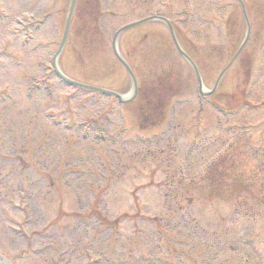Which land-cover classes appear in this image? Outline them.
<instances>
[{
    "label": "rangeland",
    "instance_id": "1",
    "mask_svg": "<svg viewBox=\"0 0 264 264\" xmlns=\"http://www.w3.org/2000/svg\"><path fill=\"white\" fill-rule=\"evenodd\" d=\"M97 1L98 34L69 23L57 58L64 74L130 95L113 35L159 15L196 63L203 91H216L201 94L165 22L124 30L117 49L138 84L166 73L179 89L160 126L139 130L134 99L120 103L57 77L52 59L71 0L41 2L51 32L44 25L35 34L47 52L33 50L25 29L35 9L22 4L19 45L8 50L17 63L0 55L1 253L15 264H264V0ZM35 79L51 94L33 89ZM222 158L221 172L210 169ZM91 209L119 233L97 214L88 219Z\"/></svg>",
    "mask_w": 264,
    "mask_h": 264
},
{
    "label": "trees",
    "instance_id": "2",
    "mask_svg": "<svg viewBox=\"0 0 264 264\" xmlns=\"http://www.w3.org/2000/svg\"><path fill=\"white\" fill-rule=\"evenodd\" d=\"M89 1L81 0L74 17L78 24H82L79 25L82 32L87 35H96L98 34L96 23L99 20L100 9L97 0H93L94 5H91ZM89 21L90 23L87 24ZM171 81L173 80L165 73L156 79L139 84L138 94L132 104L135 105L133 111L141 130H150L163 121L168 100L179 92L178 87H174ZM217 165L221 172L224 160L222 159Z\"/></svg>",
    "mask_w": 264,
    "mask_h": 264
},
{
    "label": "flooded vegetation",
    "instance_id": "3",
    "mask_svg": "<svg viewBox=\"0 0 264 264\" xmlns=\"http://www.w3.org/2000/svg\"><path fill=\"white\" fill-rule=\"evenodd\" d=\"M47 2H51V0H45ZM33 2V3H32ZM42 0H25V3L22 0H0V55H4V58L8 59H15L10 56V52L8 51L11 45L13 46L14 43L19 45V36L21 32V6L23 5H33L35 9L32 12L33 24L30 30L25 29L27 32L28 39L31 40L33 43L32 48L34 51L42 50L45 51L47 48V43L37 40L38 33L43 29L42 27L45 25L46 29L48 28V32H51V11H46L41 13L42 9ZM46 7V5H45ZM25 25H30L27 23ZM11 38V40H10ZM16 40V41H15ZM44 47V48H43ZM44 51V52H45ZM47 52V51H46ZM13 58V59H12ZM10 60V61H11ZM9 61V62H10ZM17 62V60L15 59Z\"/></svg>",
    "mask_w": 264,
    "mask_h": 264
},
{
    "label": "water",
    "instance_id": "4",
    "mask_svg": "<svg viewBox=\"0 0 264 264\" xmlns=\"http://www.w3.org/2000/svg\"><path fill=\"white\" fill-rule=\"evenodd\" d=\"M74 4H75V0H71V6H70L69 15H68V20H67V24H66V28H65L64 37H63V43H64V41H65V39H66V36H67V30H68V26H69L70 18H71L72 12H73ZM153 18H157V17H149V18L143 19V20H141V21H138V22H134V23L128 24V25L124 26L123 28L119 29V30L115 33L114 38H113V44H114L115 53H116V54L118 55V57L121 59V61H122L123 64L125 65L127 71L129 72V74H130V76H131V78H132V81H133V87H134V95H135L136 92H137V81H136L135 75H134L132 69L130 68V66L128 65V63H127L126 61H124V60L119 56V54H118V52H117V50H116V45H115V43H116V38H117V36H118L123 30H125V29H127V28H129V27L135 26V25H137V24H140V23H142V22L148 21V20L153 19ZM158 18L161 19V20H163V21H165V22L167 23V25H168V27H169L171 33H172V36H173V38H174V41H175L176 44H177V47H178L180 53H181L182 56H183V57H184V58H185V59H186V60H187L192 66H193V68L195 69L196 74H197V76H198V79H199V81H200V84H201V79H200V75H199L198 69H197L196 65L194 64V62L192 61V59H191V58H190V57H189V56H188V55H187V54H186V53L180 48V46H179V44H178V42H177V39H176V37H175V35H174V32H173V29H172L171 24H170V23L168 22V20H166L165 18H162V17H158ZM63 43H62V44H63ZM61 46H62V45H61ZM54 69H55V71L57 72V74H58L63 80H65L67 83H69L70 85H75V86L82 87V88H85V89H89V90H93V91H98V92L103 93V94H108V95H111V96H115V97H117L120 101H127V100H129L128 98H127V99L124 98L121 94H119V93H117V92H115V91H111V90L103 89V88H100V87H96V86H91V85L83 84V83H80V82L74 81V80H72V79L66 77V76L63 75V74L60 72V70L57 68V66H56V62H55V59H54ZM223 73H224V71L222 72V74H223ZM222 74H221V76H222ZM217 83H218V82H217ZM216 86H217V85H216ZM216 86H215V88H214L211 92L207 93V95L212 94V93L215 91ZM0 259H1V261H2L3 264H12V263L10 262L9 259H7L6 257H4V256L1 255V254H0Z\"/></svg>",
    "mask_w": 264,
    "mask_h": 264
}]
</instances>
